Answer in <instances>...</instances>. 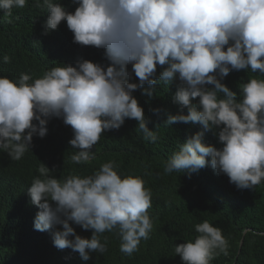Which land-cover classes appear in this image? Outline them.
I'll use <instances>...</instances> for the list:
<instances>
[{"label": "clouds", "instance_id": "1", "mask_svg": "<svg viewBox=\"0 0 264 264\" xmlns=\"http://www.w3.org/2000/svg\"><path fill=\"white\" fill-rule=\"evenodd\" d=\"M72 2L77 5L74 12L57 0H36V8L47 9L45 34L64 21L73 43L103 49L108 64L77 60L74 66L57 63L62 66L34 80L27 73L18 79L0 77V149L20 160L30 151L33 136H46L52 118L71 127L68 143L77 151L70 160L77 165L96 159L92 150L102 133L119 130L126 119L135 120L143 139L155 143L158 137L147 127L133 93L142 90L151 98L158 82L178 81L172 103L180 107L163 124H198L202 130L173 152L164 172L191 174L208 166L238 190L264 181V78L242 84L239 97L223 83L232 71L250 70L264 77V0ZM26 3L0 0V10L11 17L13 8ZM3 61L11 58L5 55ZM158 66L162 70L157 75ZM133 74L138 82H130ZM215 130L219 149L204 142L205 133ZM38 171L28 195L40 209L33 227L46 232L47 253V245L51 250L54 245L87 262L92 253L107 251V238L101 242V237L109 232L119 238L120 251L131 256L141 240L150 238L152 191L141 176L122 175L115 161L87 176L58 179L42 163ZM71 225L91 230L90 238L77 235ZM194 228L193 240L174 246L182 264H211L216 256L228 254L222 229L208 220Z\"/></svg>", "mask_w": 264, "mask_h": 264}, {"label": "trees", "instance_id": "2", "mask_svg": "<svg viewBox=\"0 0 264 264\" xmlns=\"http://www.w3.org/2000/svg\"><path fill=\"white\" fill-rule=\"evenodd\" d=\"M35 2L27 0L24 8H13L7 18L0 10V77L18 79L27 73L34 80L52 67L62 66L57 63L74 66L77 60L107 66L103 49L73 43L66 22L45 34L47 9L36 8ZM57 2L69 12L77 6L72 0ZM5 55L11 58L9 63H4ZM161 70L158 66L157 75ZM251 78L264 77L250 70L232 71L223 83L239 97L241 85ZM130 82H138V78L133 74ZM179 86L178 81L169 85L158 82L151 98L142 95V90L133 93L144 109L147 127L158 137L155 143L143 139L135 120L126 119L119 130L102 133L92 150L96 159L77 165L70 160L77 151L68 143L73 138L71 127L62 119L52 118L46 136H33L30 151L20 160H12L0 149V264H182L174 246L193 240L197 235L195 224L204 220L222 229L229 243L228 254L216 256L211 264H264V181L252 189L238 190L227 176L217 175L208 166L191 174L164 172L173 152L186 138L202 130L198 124H163L167 115L178 112L180 106L172 103V97ZM154 109H160L159 113ZM216 131L205 133L204 142L219 149L222 145ZM108 161H115L122 175L141 176L145 187L151 189L152 207L148 212L154 227L150 238L141 240L139 251L131 256L120 251L119 238L109 232L101 237V242L107 238V251L92 253L87 262L71 249L58 250L54 245L49 255L44 245L46 232L33 227L40 209L28 195L32 180L40 175V163L50 175L63 179L70 174L91 175ZM71 226L77 235L90 238L91 230Z\"/></svg>", "mask_w": 264, "mask_h": 264}, {"label": "rangeland", "instance_id": "3", "mask_svg": "<svg viewBox=\"0 0 264 264\" xmlns=\"http://www.w3.org/2000/svg\"><path fill=\"white\" fill-rule=\"evenodd\" d=\"M47 250L49 251V253L51 252V249L48 245H47Z\"/></svg>", "mask_w": 264, "mask_h": 264}]
</instances>
